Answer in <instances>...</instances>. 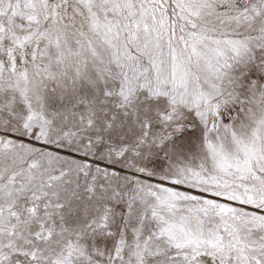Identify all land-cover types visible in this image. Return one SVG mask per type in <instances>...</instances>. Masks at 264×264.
Segmentation results:
<instances>
[{
    "label": "snow or ice",
    "instance_id": "6c2138e0",
    "mask_svg": "<svg viewBox=\"0 0 264 264\" xmlns=\"http://www.w3.org/2000/svg\"><path fill=\"white\" fill-rule=\"evenodd\" d=\"M0 264H264V0H0Z\"/></svg>",
    "mask_w": 264,
    "mask_h": 264
}]
</instances>
